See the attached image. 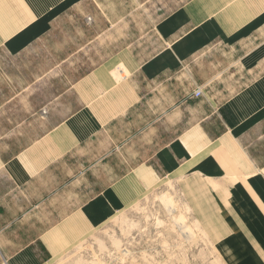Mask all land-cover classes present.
I'll use <instances>...</instances> for the list:
<instances>
[{
  "label": "crops",
  "instance_id": "obj_1",
  "mask_svg": "<svg viewBox=\"0 0 264 264\" xmlns=\"http://www.w3.org/2000/svg\"><path fill=\"white\" fill-rule=\"evenodd\" d=\"M143 9L167 11L107 53ZM261 139L264 0H0V264L55 262L171 181L222 264H264Z\"/></svg>",
  "mask_w": 264,
  "mask_h": 264
},
{
  "label": "rangeland",
  "instance_id": "obj_2",
  "mask_svg": "<svg viewBox=\"0 0 264 264\" xmlns=\"http://www.w3.org/2000/svg\"><path fill=\"white\" fill-rule=\"evenodd\" d=\"M156 11L143 9L129 14L131 23L115 27L113 33L116 41H113L107 53L129 44L133 41L130 39L150 30L167 10L159 13ZM93 59L80 56L68 61L63 69V87H68L81 77L93 65ZM158 127L159 134L164 137H160V144L179 132L178 126L172 129L162 122ZM50 264H222V262L209 236L194 216L181 188L176 181H171L162 184L127 212L113 219L88 241Z\"/></svg>",
  "mask_w": 264,
  "mask_h": 264
},
{
  "label": "snow or ice",
  "instance_id": "obj_3",
  "mask_svg": "<svg viewBox=\"0 0 264 264\" xmlns=\"http://www.w3.org/2000/svg\"><path fill=\"white\" fill-rule=\"evenodd\" d=\"M252 146L255 149L253 154L264 158V139L253 142Z\"/></svg>",
  "mask_w": 264,
  "mask_h": 264
},
{
  "label": "built area",
  "instance_id": "obj_4",
  "mask_svg": "<svg viewBox=\"0 0 264 264\" xmlns=\"http://www.w3.org/2000/svg\"><path fill=\"white\" fill-rule=\"evenodd\" d=\"M194 96H195L196 98L201 97V96H202V91H201L200 89H197L196 92H195V94H194Z\"/></svg>",
  "mask_w": 264,
  "mask_h": 264
}]
</instances>
